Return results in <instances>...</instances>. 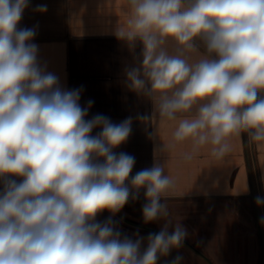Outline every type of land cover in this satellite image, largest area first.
Masks as SVG:
<instances>
[{
  "label": "clouds",
  "instance_id": "obj_1",
  "mask_svg": "<svg viewBox=\"0 0 264 264\" xmlns=\"http://www.w3.org/2000/svg\"><path fill=\"white\" fill-rule=\"evenodd\" d=\"M127 5L113 31L134 54L125 86L162 120L176 122L170 146L190 141L191 159L210 145L211 156L222 159L232 138L245 133L264 150V0ZM28 7L29 0H0V264H157L188 236L179 222L169 232L165 201L174 180L159 162L130 178L135 157L114 149L128 140L132 117L119 124L101 114L86 119L93 101L82 107L83 89L64 88L41 64L36 27H18ZM140 189L144 222L164 221L143 251L138 232L133 240L111 216L97 221L138 199ZM254 202L264 207V196ZM182 261L177 255L170 264Z\"/></svg>",
  "mask_w": 264,
  "mask_h": 264
},
{
  "label": "crops",
  "instance_id": "obj_2",
  "mask_svg": "<svg viewBox=\"0 0 264 264\" xmlns=\"http://www.w3.org/2000/svg\"><path fill=\"white\" fill-rule=\"evenodd\" d=\"M37 5H46L47 11H34ZM127 11V0H29L18 27H36L32 42L39 46L41 64L60 77L64 88L83 89L82 107L93 101L86 119L101 114L119 124L132 117L128 140L114 151L135 157L130 178L159 162L165 174L174 180V192L165 201L173 222L169 232L179 222L189 236L195 216L202 221V249L187 236L182 248L160 257L157 264H170L177 255L183 257L182 264H264V225L259 222L264 207H257L254 202L257 195L264 196V150L258 151L245 133L232 138L231 151L222 159L211 156L210 145L201 148L191 159L186 158L192 151L190 141L170 146L176 122L162 120L150 101L125 86L124 69L133 65L134 54L117 40L113 31L117 23H123ZM140 51L138 45L136 57ZM138 115L152 119L142 122ZM99 131L94 129L92 135ZM153 132L156 138L150 139L149 133ZM145 203L144 189H140L138 199L130 198L114 216L104 211L97 221L103 223L111 216L121 235L133 240L138 232L145 238L143 251L148 234L158 233L164 224L163 220L144 222ZM195 203L201 206L200 214L187 212L194 208L186 206ZM210 204H216L217 212L211 213ZM243 218L255 237L251 256L245 255L243 241H224L225 237L243 232ZM217 234L219 243L213 242Z\"/></svg>",
  "mask_w": 264,
  "mask_h": 264
},
{
  "label": "rangeland",
  "instance_id": "obj_3",
  "mask_svg": "<svg viewBox=\"0 0 264 264\" xmlns=\"http://www.w3.org/2000/svg\"><path fill=\"white\" fill-rule=\"evenodd\" d=\"M209 206L211 207V213H212V211L217 212L216 204H210ZM186 207H187V209L192 208V207L194 208L193 211H187V212H190V213L192 212L193 214H195V213L200 214V212H201V210H200L201 206L197 203H195V205H189ZM214 221L216 223L218 222V220H216V219ZM244 223L245 224H243V226H242L243 232L241 234L239 233L238 236L233 234L231 236L232 238H226L225 237L224 241H238V242L243 241L244 242V248H245V255L251 256L253 253L251 245H252V241L255 237H253V233L250 232L251 228L249 227V223H247L246 218L244 219ZM201 225H202V221L200 220V218L196 220V216H195L194 229L191 232H189L188 238L193 245L200 247L202 249L203 244H204V235L202 233V226ZM220 241H221V239H220L219 234L213 236V242L219 243Z\"/></svg>",
  "mask_w": 264,
  "mask_h": 264
}]
</instances>
